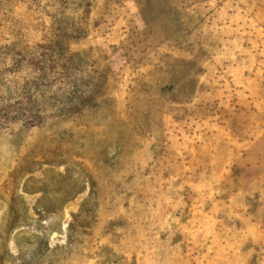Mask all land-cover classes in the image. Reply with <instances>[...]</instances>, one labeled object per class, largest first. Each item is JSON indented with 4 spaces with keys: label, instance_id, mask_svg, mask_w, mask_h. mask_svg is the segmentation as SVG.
Instances as JSON below:
<instances>
[{
    "label": "rangeland",
    "instance_id": "rangeland-1",
    "mask_svg": "<svg viewBox=\"0 0 264 264\" xmlns=\"http://www.w3.org/2000/svg\"><path fill=\"white\" fill-rule=\"evenodd\" d=\"M0 264H264V0H0Z\"/></svg>",
    "mask_w": 264,
    "mask_h": 264
}]
</instances>
